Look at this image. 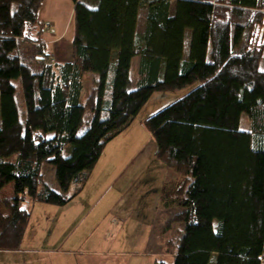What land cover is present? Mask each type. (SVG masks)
Returning a JSON list of instances; mask_svg holds the SVG:
<instances>
[{"label": "trees", "instance_id": "16d2710c", "mask_svg": "<svg viewBox=\"0 0 264 264\" xmlns=\"http://www.w3.org/2000/svg\"><path fill=\"white\" fill-rule=\"evenodd\" d=\"M71 1L72 60L59 63L42 38L46 0H0V190L12 183L14 193L0 251L19 250L36 203L63 207L84 190L154 93L196 86L145 121L156 157L191 180L178 200L185 230L174 264H263L264 0ZM87 73L93 90L82 102ZM44 164L56 168L58 192Z\"/></svg>", "mask_w": 264, "mask_h": 264}, {"label": "rangeland", "instance_id": "374dc122", "mask_svg": "<svg viewBox=\"0 0 264 264\" xmlns=\"http://www.w3.org/2000/svg\"><path fill=\"white\" fill-rule=\"evenodd\" d=\"M39 21L44 23L42 38L53 62H68L72 56L73 2L46 0ZM143 21L142 13L141 28ZM260 36L259 41L264 43V30ZM189 42L190 37L185 44L186 53ZM20 49L19 53L28 60L36 54L32 45L22 44ZM137 68L135 58L132 89L136 87ZM260 68L264 71V58ZM93 76L87 73L83 78L82 102L93 90ZM195 87L154 93L133 124L107 145L84 190L69 204L55 207L36 203L32 207L20 248L35 252L30 255L35 258L34 264H174L173 253L180 236L177 233L185 230V224L177 218L183 210L178 200L187 197L191 180L156 157V143L145 121ZM17 100L23 119L19 92ZM90 121L87 112L79 135L87 130ZM241 128H249L245 115ZM42 174L45 183L58 192L56 168L44 164ZM13 196L11 183L4 190V200L10 202Z\"/></svg>", "mask_w": 264, "mask_h": 264}, {"label": "crops", "instance_id": "0c3cea01", "mask_svg": "<svg viewBox=\"0 0 264 264\" xmlns=\"http://www.w3.org/2000/svg\"><path fill=\"white\" fill-rule=\"evenodd\" d=\"M71 60H72V56H71V59L69 61H71ZM5 188L0 190V214L3 215L4 217L11 215V204H12L11 203L12 200H10V202L7 200L6 201L4 200ZM48 206H52V205H48ZM55 207H57V206H55ZM29 224H30V221H29ZM29 224L27 226V229L29 227ZM27 229H26L25 233L27 232ZM32 253H35V252L29 251V250L23 251L21 248H19V250H16V251H0V264H34V262L32 260L35 258H30V255ZM54 253H52V254H54ZM57 253H58V251H57Z\"/></svg>", "mask_w": 264, "mask_h": 264}]
</instances>
